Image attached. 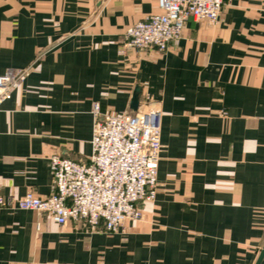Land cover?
Segmentation results:
<instances>
[{
	"label": "crops",
	"instance_id": "0c3cea01",
	"mask_svg": "<svg viewBox=\"0 0 264 264\" xmlns=\"http://www.w3.org/2000/svg\"><path fill=\"white\" fill-rule=\"evenodd\" d=\"M157 0H0V73L31 65L0 107V196H46L48 156L91 153V105L163 112L158 191L115 233L0 207V264H254L264 244V0L189 18L164 52L119 54ZM264 264V256L260 262Z\"/></svg>",
	"mask_w": 264,
	"mask_h": 264
},
{
	"label": "built area",
	"instance_id": "2783aa9c",
	"mask_svg": "<svg viewBox=\"0 0 264 264\" xmlns=\"http://www.w3.org/2000/svg\"><path fill=\"white\" fill-rule=\"evenodd\" d=\"M224 1L157 0L158 12L125 29L119 54L166 51L181 37L189 18L217 23ZM30 67L0 73V107L25 80ZM90 112L91 153L87 160L51 153L48 195L28 190L16 199L0 196V207L36 210L59 225L71 220L108 233L122 230L125 221L143 220V203L155 200L159 186L162 109L140 102L135 112L110 113L94 101Z\"/></svg>",
	"mask_w": 264,
	"mask_h": 264
},
{
	"label": "water",
	"instance_id": "95a60500",
	"mask_svg": "<svg viewBox=\"0 0 264 264\" xmlns=\"http://www.w3.org/2000/svg\"><path fill=\"white\" fill-rule=\"evenodd\" d=\"M139 94H140V87L138 85H136L134 87V90H133V93H132V96H131V100H130V103H129V108L135 112L139 106ZM264 256V244L262 246V248L260 249L259 251V254H258V257L255 261L254 264H260L262 258Z\"/></svg>",
	"mask_w": 264,
	"mask_h": 264
},
{
	"label": "rangeland",
	"instance_id": "374dc122",
	"mask_svg": "<svg viewBox=\"0 0 264 264\" xmlns=\"http://www.w3.org/2000/svg\"><path fill=\"white\" fill-rule=\"evenodd\" d=\"M143 103H145V104L147 105V104H150V101L146 100V101L143 102ZM150 106H153V105H150Z\"/></svg>",
	"mask_w": 264,
	"mask_h": 264
}]
</instances>
